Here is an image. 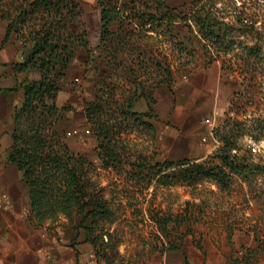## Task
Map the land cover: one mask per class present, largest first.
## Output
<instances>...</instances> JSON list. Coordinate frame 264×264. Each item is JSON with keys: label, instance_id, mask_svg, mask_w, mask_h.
Here are the masks:
<instances>
[{"label": "rangeland", "instance_id": "obj_1", "mask_svg": "<svg viewBox=\"0 0 264 264\" xmlns=\"http://www.w3.org/2000/svg\"><path fill=\"white\" fill-rule=\"evenodd\" d=\"M74 1L89 50L77 49L59 80L54 128L74 155L93 163L89 191L109 210L81 224L77 209L36 230L28 221L32 243L43 248L63 239L79 253L75 246L92 253L95 264H231L247 248L255 252L248 264H264V0H202L211 17L225 23L222 41L202 36L188 19L174 18L168 29L149 31L150 24L136 28L126 20L123 40L112 36L103 44L97 0ZM192 4L165 0L180 17H188ZM5 24L0 18V224H11V217L26 213L28 198L20 174L6 160L4 138L22 101L21 87L38 75L13 70L30 42L14 34L4 42ZM117 27L112 23L110 30ZM142 88L154 99L153 115L140 118L144 123L128 113L147 112L144 99L128 108ZM90 101L101 103L99 115L111 126L117 158L108 168L97 158L98 140L85 111ZM228 150L247 168L227 189L208 180L162 187L145 176L157 161L220 164ZM157 219H166L164 231Z\"/></svg>", "mask_w": 264, "mask_h": 264}, {"label": "trees", "instance_id": "obj_2", "mask_svg": "<svg viewBox=\"0 0 264 264\" xmlns=\"http://www.w3.org/2000/svg\"><path fill=\"white\" fill-rule=\"evenodd\" d=\"M136 2L145 4L146 9L137 7ZM143 2L97 0L100 43L112 36L123 40L126 20L135 21L136 28L150 24L146 29L149 31L164 27L168 29L174 18L188 19L204 37L224 40V34H220L219 30L225 23L211 17L205 11L202 0H193L194 10L188 17L173 13L165 5V0H151L153 9H150L148 0ZM79 17L80 10L74 0H7L0 5V18L6 21L4 42L11 34L23 42H30L29 53L23 61L13 65V70L17 73L33 71L38 75L21 87L23 97L12 114L11 144L6 155L7 162L16 168L27 188L28 220L34 228L46 220H55L59 215H68L75 209L81 216L80 224L88 217L106 216L109 210L101 196L89 191L88 171L93 163L82 155H74L54 128L60 114L56 104L59 80L68 70L77 49L89 50L87 34ZM112 23L118 24L114 32L110 30ZM14 89L10 87L5 90ZM139 99L146 101L147 112L128 113L144 123L140 118L153 115L154 99L151 93H146L142 88L129 101L128 108L131 109ZM101 108L100 102L90 101L85 111L98 140L97 158L102 167L108 168L113 166L117 153L110 144L111 126L99 115ZM230 150L221 155V162L216 165L186 159L157 161L146 167L145 176L162 187L194 186L208 180L220 189H227L233 176L247 168L231 158L232 155L227 153ZM166 222V219H157L162 231L166 228ZM253 253V249L247 248L244 255L234 257L231 264H248V257Z\"/></svg>", "mask_w": 264, "mask_h": 264}, {"label": "crops", "instance_id": "obj_3", "mask_svg": "<svg viewBox=\"0 0 264 264\" xmlns=\"http://www.w3.org/2000/svg\"><path fill=\"white\" fill-rule=\"evenodd\" d=\"M4 144H11L10 136L4 138ZM27 206L22 217H11V224H7L4 219L0 224V264H95L89 259L92 253H84L79 246H75L80 250L79 253L67 243L61 244L63 239L43 248L35 246L31 240L35 234L28 223L29 203Z\"/></svg>", "mask_w": 264, "mask_h": 264}, {"label": "built area", "instance_id": "obj_4", "mask_svg": "<svg viewBox=\"0 0 264 264\" xmlns=\"http://www.w3.org/2000/svg\"><path fill=\"white\" fill-rule=\"evenodd\" d=\"M43 236V235H42Z\"/></svg>", "mask_w": 264, "mask_h": 264}]
</instances>
